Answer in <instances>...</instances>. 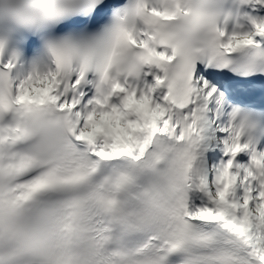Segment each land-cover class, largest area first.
<instances>
[{
    "label": "bare ground",
    "instance_id": "bare-ground-1",
    "mask_svg": "<svg viewBox=\"0 0 264 264\" xmlns=\"http://www.w3.org/2000/svg\"><path fill=\"white\" fill-rule=\"evenodd\" d=\"M264 9V0L254 3ZM252 32L264 27V19H249ZM251 36V35H249ZM247 35L236 36L234 42H250L255 40ZM139 40L145 42L146 39ZM146 74V81L138 92L132 87L123 89L125 95L121 103L112 105L103 101L97 108L92 109L89 115L74 113L78 135L88 138L94 143L96 154L107 160L130 158L140 160L144 157L147 141L151 133L161 132L173 135L178 140L189 138L191 135H203L202 156L193 167L191 187L190 215L202 220H217L227 228L245 237L256 248L259 258L264 263V237L260 230H264V217L252 209L248 204L247 193L250 192L251 182L241 178L231 162L230 143L225 147L219 160L214 163V148L220 144L218 125L210 121L209 109L221 108L214 104L211 92L199 86V99L196 104L184 110H173L164 106L156 95L154 88L160 82L156 72ZM57 75L55 72H46L44 75L32 78L30 85L26 81L18 87L20 100L45 102L57 99L55 87ZM93 97H86L85 104H89ZM65 106L73 108L72 103L62 101ZM101 113V118H95ZM220 115V114H219ZM93 122L90 123L89 119ZM225 135L226 132H223ZM221 145V144H220ZM224 145V144H223ZM237 150V149H236ZM238 173V174H237ZM237 174V176H236ZM245 192V193H243ZM264 204V192L254 189ZM250 195V193H249ZM250 199V196H249ZM224 209V211H223Z\"/></svg>",
    "mask_w": 264,
    "mask_h": 264
},
{
    "label": "rangeland",
    "instance_id": "rangeland-1",
    "mask_svg": "<svg viewBox=\"0 0 264 264\" xmlns=\"http://www.w3.org/2000/svg\"><path fill=\"white\" fill-rule=\"evenodd\" d=\"M98 115H102V114H101V113H99ZM91 121L93 122V119H92V118H90V119H89V122H90V123H92ZM252 209L254 210V208H253V207H252ZM223 211H224V209H223ZM254 211H255V210H254ZM262 231H264V230H262ZM263 236H264V233H263V234H261V237H263Z\"/></svg>",
    "mask_w": 264,
    "mask_h": 264
}]
</instances>
